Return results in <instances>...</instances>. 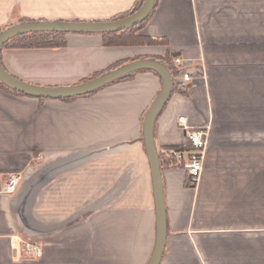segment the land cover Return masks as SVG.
Instances as JSON below:
<instances>
[{
  "label": "crops",
  "instance_id": "obj_1",
  "mask_svg": "<svg viewBox=\"0 0 264 264\" xmlns=\"http://www.w3.org/2000/svg\"><path fill=\"white\" fill-rule=\"evenodd\" d=\"M135 1L0 0V29L108 21ZM138 33L167 43L106 46L99 33H68L63 47H6L0 60L23 82L60 87L122 60L181 57L194 80L157 115L155 148L189 149L180 116L206 144L195 187L182 168H160L159 264H264V0H155ZM161 84L139 71L72 100L0 87V264H147L156 212L142 124ZM19 171L16 191L2 193ZM24 241L42 256L26 257Z\"/></svg>",
  "mask_w": 264,
  "mask_h": 264
},
{
  "label": "water",
  "instance_id": "obj_2",
  "mask_svg": "<svg viewBox=\"0 0 264 264\" xmlns=\"http://www.w3.org/2000/svg\"><path fill=\"white\" fill-rule=\"evenodd\" d=\"M154 5L155 0H144L141 7L133 14L121 19L102 22H21L6 28L0 33V47L11 37L31 31L99 34L121 31L145 20ZM137 69H151L155 71L162 82L160 91L148 107L142 124L143 143L151 169L156 212L155 243L147 264H159L166 236V226L159 156L154 144L153 129L157 115L172 93L173 82L169 71L157 60L138 59L75 85L45 87L23 82L7 73L0 65V81L12 90L27 96L62 99L88 94Z\"/></svg>",
  "mask_w": 264,
  "mask_h": 264
},
{
  "label": "trees",
  "instance_id": "obj_3",
  "mask_svg": "<svg viewBox=\"0 0 264 264\" xmlns=\"http://www.w3.org/2000/svg\"><path fill=\"white\" fill-rule=\"evenodd\" d=\"M143 2H144V0H136L129 10H127L126 12L117 14L111 20L121 19V18H124L128 15L133 14L135 11H137L141 7ZM153 9H154V7H153ZM153 9L148 14V16L146 17L145 20H143L142 22H140V23H138V24H136L130 28H127V29H124L121 31H117V32L100 33L102 36L103 45L113 46V45H159V44H166L167 41L165 38L150 37V36H146V35H142V34L138 33L139 29L151 17ZM2 31H3V29H0V33ZM66 34H68V33H66V32H49V31H31V32L21 33V34L13 36L9 40H7L0 47V51L6 47H11V48L63 47L66 45V38H65ZM175 56H176V54L167 52V53H165L164 56L160 57L158 60L169 71V73L171 74V77H173L174 74L176 73V68L173 64V58ZM130 61H132V60L118 61L103 71H100V72L94 73L90 76H87L86 78L81 80V82L95 78L99 75H102V74L108 72V71L117 69V68L129 63ZM0 65L2 66L1 60H0ZM2 68H3V66H2ZM139 71H151L154 74L158 75L155 71H153L151 69H137V70H134V71H131V72L125 74L124 76L116 79L115 81H113L109 84H112V83H115L118 81H122V80L131 79L134 76V74L136 72H139ZM109 84H107V85H109ZM0 87H2L3 89H5L6 91H8L10 93H14V94H18V95H24V94H21L17 91L12 90L11 88L7 87L1 81H0ZM174 87H175V84L172 85V92L175 90ZM96 90H98V89H96ZM96 90H94L88 94H83V95H79V96L89 95V94L95 92ZM76 97H78V96H72L69 98H62V99L63 100H72ZM40 99L42 100V98H40ZM180 149H183V148H180ZM158 156H159V165H160V168H162V169L167 168V167H177L179 165V164H176L174 159L165 157L163 153H158Z\"/></svg>",
  "mask_w": 264,
  "mask_h": 264
},
{
  "label": "built area",
  "instance_id": "obj_4",
  "mask_svg": "<svg viewBox=\"0 0 264 264\" xmlns=\"http://www.w3.org/2000/svg\"><path fill=\"white\" fill-rule=\"evenodd\" d=\"M173 64L176 68V73L172 77V82L175 84L174 88L177 92L183 93L193 83V76L181 57L175 56ZM176 124L178 128L185 132L190 148L188 150L169 148L162 153L165 157L174 159L176 164H179L177 167L182 168L186 172V185L195 187L200 180L203 168L206 134L202 130L191 128L184 116L178 117ZM41 158V155L37 156V159ZM21 180L22 172L9 173L2 184L1 192L5 194L14 193ZM22 252L28 258H40L42 256L41 247L30 241L22 242Z\"/></svg>",
  "mask_w": 264,
  "mask_h": 264
}]
</instances>
